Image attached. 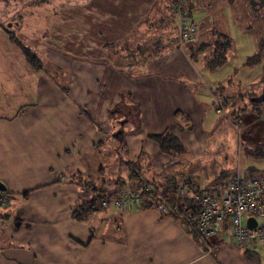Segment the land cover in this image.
<instances>
[{
    "label": "crops",
    "instance_id": "1",
    "mask_svg": "<svg viewBox=\"0 0 264 264\" xmlns=\"http://www.w3.org/2000/svg\"><path fill=\"white\" fill-rule=\"evenodd\" d=\"M249 1L187 0L199 28L197 43L160 52L155 40L176 36L171 0H45L32 10L28 0H0V195H7L0 203V264H264V241L243 247L223 224L200 242L179 217L154 204L119 208L101 198L134 187L92 180L103 174L121 93H136L144 107L137 161L167 164L168 154L148 138L167 131L188 159L208 161L206 175L220 167L219 180L232 177L229 167L218 164L226 156L207 131L227 101H216L191 59L200 56L206 68L204 54L194 53L198 45L214 43L217 33L251 48L241 52L242 63L259 52V43L247 41L252 21L244 24L240 15L254 14ZM8 31L36 56L40 69L28 63ZM263 51L264 44L257 64ZM256 120L264 124V110ZM183 184L200 189L190 179ZM183 184L160 191L137 178L135 188L195 207L189 196L177 194ZM222 187L215 179L206 188L217 193Z\"/></svg>",
    "mask_w": 264,
    "mask_h": 264
},
{
    "label": "rangeland",
    "instance_id": "2",
    "mask_svg": "<svg viewBox=\"0 0 264 264\" xmlns=\"http://www.w3.org/2000/svg\"><path fill=\"white\" fill-rule=\"evenodd\" d=\"M28 1L31 3L30 10L39 4L45 6V2H40L41 0ZM49 1L53 2L54 0ZM252 2L249 1L248 3L255 9L254 14L247 16L244 10L240 15L243 22L244 20L252 21V27L249 31L250 37L247 41L256 45L261 39L264 40V0H252ZM238 4L241 6L242 2H238ZM32 19L34 22L36 18L33 17ZM20 22L24 23L23 21ZM249 22L245 21L244 24L250 25ZM174 28L176 30L175 25ZM8 34L10 38L11 35L16 36L11 31H8ZM234 36L237 37V43L241 45L242 41L238 39L241 35L235 34ZM175 37L164 42L160 39L155 40L159 51L172 49L167 45L168 42L174 43ZM194 44L189 45L190 49L194 47ZM128 50L126 49L124 52H128ZM244 51L250 52L251 48L238 47L237 44L232 43L227 53L226 62L217 68L207 66L203 68V60L200 56L191 60L196 71L202 76V84L211 90L216 101L219 100L220 104L227 101L222 111L218 112L221 115L217 116L215 125L207 129L211 144L218 141L220 148L224 151L223 154L226 156L224 159L220 158L218 164L221 162L223 166L229 167L232 175L238 171L243 179L251 180L264 177V124H260L256 120L261 114L263 115L264 110V51L262 60L258 64L246 66L242 63L244 58L241 52ZM252 52L250 56L255 53V51ZM131 53L134 55V51ZM232 73L234 74L227 79ZM134 76L137 78V73ZM191 84L192 87H198V85ZM250 89L254 91L252 96L249 94ZM135 94H120L119 101L115 105L117 111L111 114L113 116L111 120L112 129L109 132L108 141L104 147L105 154L101 161L104 171L103 174L94 176L93 182H98L97 178H100L109 187H114L113 183L118 182L122 186L135 188L138 178V180H144L146 183L149 182L158 186L161 191L172 183L179 186L188 179L191 180L192 184L198 183L199 190L209 189L206 187H211L215 179L221 187L226 180H229L230 176H224L223 179L219 180V176L224 175L220 167H216L211 174L207 172L206 175L207 165L205 164L208 161L204 159L191 160L185 154H168L170 159L167 164L145 157H141L137 161V137L141 135L139 124L143 117L144 107L137 102V95ZM177 118H180V114L177 115ZM205 127L208 125L205 124ZM192 128L194 130V127ZM121 129L124 131L123 136L119 137L120 133L114 136ZM140 142L143 146L144 140L142 138ZM131 171L136 174L135 177ZM217 173L218 175H214ZM2 200L0 203L7 202V200Z\"/></svg>",
    "mask_w": 264,
    "mask_h": 264
},
{
    "label": "built area",
    "instance_id": "3",
    "mask_svg": "<svg viewBox=\"0 0 264 264\" xmlns=\"http://www.w3.org/2000/svg\"><path fill=\"white\" fill-rule=\"evenodd\" d=\"M170 9L175 18L176 37L174 43L168 42L167 46L173 49L176 45L184 49L197 41L199 28L191 20L187 0H172ZM220 111L222 107L219 105L217 112ZM221 190L218 194L206 189L194 190L185 184L179 187L177 194L189 196L196 207L195 216H192L191 210L171 203L160 193L143 192L138 188L123 191L113 199L109 197L108 201L119 208L154 204L159 210L179 217L188 229L203 240L217 234L221 226L226 224L235 242L243 247H248L256 240L264 241V177L246 180L237 171ZM2 199L7 200V195L1 194ZM244 218H253L256 225L249 227L244 223Z\"/></svg>",
    "mask_w": 264,
    "mask_h": 264
},
{
    "label": "trees",
    "instance_id": "4",
    "mask_svg": "<svg viewBox=\"0 0 264 264\" xmlns=\"http://www.w3.org/2000/svg\"><path fill=\"white\" fill-rule=\"evenodd\" d=\"M42 1H45V0H41L40 2H42ZM67 1H69V0H67ZM74 1H84V0H74ZM11 39L14 42H16L17 45H19L17 40L15 39V37L13 35H11ZM263 44H264V41L260 40L259 41V52L262 49ZM230 46H231L230 38L224 34L218 33L217 40L214 43H212L210 45H205V44L198 45V48L195 50L194 56L199 54V53L204 54L206 66L209 68H215V67L223 64L226 61L227 53H228ZM20 47H21L28 63L34 69H37V70L40 69L41 68L40 61L36 58V56L27 48L22 47V46H20ZM259 52H257L256 54H254L252 56H248L245 59L244 64L245 65H253V64L257 63L260 59ZM123 134H124V131L122 130L118 136L122 137ZM148 138L158 145V147L162 153H165V154H172V153L183 154L185 152V148L182 145V143L179 141V139L175 135H173L170 132L165 131V132L160 133V134H151L148 136ZM131 172H132V175L134 174L133 177H135L136 174L133 173V171H131ZM172 187H173V189H176L175 184H173ZM207 190L210 191V189H207ZM4 192H1V193H4ZM109 197L111 198L113 196H107V195L101 196L102 199H107V200L109 199ZM186 200H189V199H186ZM190 205H191V203H189V204L187 203L184 205V207H186L188 210H191V209L194 210V211H192V216H195L197 213V210H195V207H192ZM91 209H92V207H91ZM180 210H182V209H180ZM74 217L77 220H83L80 213L75 212ZM191 233L198 241H200V242L207 241V240H202L200 238V236L197 233H195L194 231H191Z\"/></svg>",
    "mask_w": 264,
    "mask_h": 264
},
{
    "label": "water",
    "instance_id": "5",
    "mask_svg": "<svg viewBox=\"0 0 264 264\" xmlns=\"http://www.w3.org/2000/svg\"><path fill=\"white\" fill-rule=\"evenodd\" d=\"M119 133H121V130L118 131L114 136H117ZM0 191H5V186L1 182H0ZM247 225L249 227H254L256 225V221L253 218H248Z\"/></svg>",
    "mask_w": 264,
    "mask_h": 264
},
{
    "label": "bare ground",
    "instance_id": "6",
    "mask_svg": "<svg viewBox=\"0 0 264 264\" xmlns=\"http://www.w3.org/2000/svg\"><path fill=\"white\" fill-rule=\"evenodd\" d=\"M230 178H231V177H230ZM223 187H224V186H223ZM223 187H222V188H223ZM206 190H207V189H206ZM221 191H222V190H220V191H219V192H217V193L219 194ZM212 193H214V192H212ZM218 194H217V195H218ZM230 231H231V230H230ZM218 232H219V231H218ZM202 240H203V239H202Z\"/></svg>",
    "mask_w": 264,
    "mask_h": 264
}]
</instances>
